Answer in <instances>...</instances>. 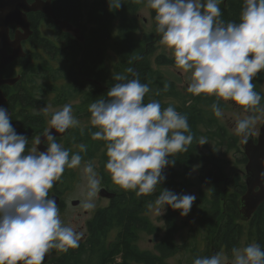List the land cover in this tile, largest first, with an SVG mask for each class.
Instances as JSON below:
<instances>
[{
  "label": "clouds",
  "instance_id": "9594fccd",
  "mask_svg": "<svg viewBox=\"0 0 264 264\" xmlns=\"http://www.w3.org/2000/svg\"><path fill=\"white\" fill-rule=\"evenodd\" d=\"M139 2V0H136ZM223 0H146L154 13L160 44L170 50L175 66L190 73L187 92L208 94L232 101L245 110L260 104L261 95L252 83L264 71V0H244L239 22L225 24L219 5ZM109 8L119 9L122 0H108ZM133 73L132 68H128ZM135 75V74H134ZM117 81L103 99L89 105L90 124L97 128L93 140L106 142V171L114 184L137 196L154 193L165 181L163 169L174 165L169 160L187 151L193 141L188 118L174 107H161L158 101L144 102L150 91L138 78L113 75ZM216 117L223 115L213 103ZM50 105L39 109L45 114ZM71 104L51 111L49 124L56 133L79 125ZM256 120L239 119L234 131L245 143ZM42 140H36L40 144ZM46 150L26 153L28 138L18 134L8 110L0 107V264H43L46 254L55 249L67 252L79 246L82 233L65 225L59 207L49 190L65 168L82 165L79 153L71 154L57 142L52 131L45 130ZM207 143L204 138L199 145ZM86 151L84 144L78 145ZM86 177L85 209L95 205L101 180L91 162L83 163ZM195 195L177 194L161 189L147 207L160 216L166 206L187 216ZM193 264H264V246L249 243L233 247L230 255L217 253L194 259Z\"/></svg>",
  "mask_w": 264,
  "mask_h": 264
},
{
  "label": "trees",
  "instance_id": "16d2710c",
  "mask_svg": "<svg viewBox=\"0 0 264 264\" xmlns=\"http://www.w3.org/2000/svg\"><path fill=\"white\" fill-rule=\"evenodd\" d=\"M52 1L56 14L61 19L69 21L81 19L83 14L81 0ZM134 2L136 1L122 0L123 4L119 9L114 7L109 8L108 0H93L90 3L89 10L87 9V15H89L91 22L95 23V26L98 27L92 30V38L83 55L84 60L81 62L77 60V55L82 50L81 47H73L74 44L71 45V39L68 38L66 33L61 32L57 28L52 18L47 17L42 12L30 13L29 18L36 30L32 41H34L36 47L42 48L46 52L41 63V68H38L37 72H43L46 77L51 79L53 75L49 72L51 71L52 65L47 56H51L52 59L56 60L61 56L71 65L68 70L69 76L72 77L68 89L72 91L70 93L71 96L86 92L88 96L85 101L87 103H93L95 100L100 99V97L106 96L107 93L103 92L104 89L95 80L110 81L113 85L117 83V81L108 77L104 68L106 51L111 46L122 58L116 66V72L122 75L126 72L124 76L128 79L138 78L141 83H146L150 91L146 94L144 102L148 103V100L152 98L151 92L153 90V84L155 83L151 79L153 74L151 73L149 57L154 52L152 50H155V47L139 45L138 48H135L131 43V33L136 29V23L134 19L127 17L126 12L136 10ZM243 3L244 0H228L227 4L221 8L222 15L219 19L225 24L228 22L238 23ZM119 12H121L122 16L120 22L122 30L119 33V38L115 40V43L110 44L109 27L113 24V19L118 16ZM43 28H54L59 42L44 33ZM72 48H74L76 53L74 56L70 53ZM24 61L27 67H30L28 60L26 59ZM170 62L171 60L164 54H161L157 59V63L159 64ZM128 68H132L133 73H129L127 71ZM256 77L259 80L260 74L257 73L254 78ZM104 83L106 82L104 81ZM89 87L90 89L86 90ZM174 87L175 83L172 80H166L164 83L162 81L158 85V88L163 93L167 92L177 95L176 92L172 91ZM63 100H65L63 97L59 99V101ZM178 109L182 115L187 116L190 127H195L202 121V116L196 105L195 107H188L186 111L182 107ZM190 131L194 138L192 143L187 146V151L168 157L169 160L175 161L174 165L169 166L171 169H174V166L177 164H182L187 168L189 167L192 160L190 156L191 151H196L199 140L202 138L199 132H195L193 128ZM90 136L86 138V142H88ZM104 145L106 146V142L102 143V145L91 146V148L87 146V155H89L88 150L91 155L93 152H97V154H101L102 160L106 164L108 159L106 156V147L104 151H101V146ZM189 149L191 150L190 152ZM244 160L246 161L247 158L245 157ZM200 161H202V166L200 167L199 174L203 181L221 182L226 179L221 166L210 153L200 157ZM163 175L166 176L165 168L163 169ZM102 178L117 193L108 206L97 210L95 215L88 221V236L86 240L79 242L77 248H70L67 252H63L59 258L55 259V264H106L111 256L118 252L120 246L124 244L128 248L125 250L124 260L120 264H132V262L168 264L165 262V258L175 254L179 249V245L175 243L177 226L173 214H170L167 219L166 234L156 245L158 254L155 255L147 250H140L135 244L138 238L137 230L154 231L146 216L148 211L147 205L154 199V195L137 196L135 191L119 190L117 188L119 186L114 184L112 178L106 173H102ZM230 185L234 189L226 200L222 199L219 193L214 194L213 198L217 205H220L219 202L224 200L223 206L225 210L221 212L220 208L216 207V211L211 217V222L220 221L212 236L211 243L218 248L226 246L229 251L239 243L243 230L245 229V225L239 222L241 219L238 200L247 190L246 182L240 175H236ZM252 220L253 227L250 231L251 236L255 238L258 244L264 246V202L256 210ZM115 230L117 231V236L116 238H111L110 235Z\"/></svg>",
  "mask_w": 264,
  "mask_h": 264
},
{
  "label": "rangeland",
  "instance_id": "374dc122",
  "mask_svg": "<svg viewBox=\"0 0 264 264\" xmlns=\"http://www.w3.org/2000/svg\"><path fill=\"white\" fill-rule=\"evenodd\" d=\"M92 1L93 0H82V9L86 11L88 2L91 3ZM137 3L138 7L135 11L126 13L127 16L136 17L138 19V30L135 36L138 44L145 46L144 39L146 37H149L151 38L150 40H152L156 36L155 22L152 15V9L147 6L146 0H139ZM222 5L223 2L219 7ZM82 24H89L85 15ZM43 31L44 33L51 35L49 29L43 28ZM51 36L53 37L54 35L52 34ZM161 54L167 56L171 62L166 64L157 63V59ZM149 60L151 73L153 74L151 79L155 83L153 84V90L151 92L152 98L148 100V102L158 101L161 104L162 109L172 106L178 112L179 107H182V109L186 111L188 107H195L196 105L202 116V121L195 127H189L190 129L193 128L195 132H199L200 136L204 138L207 143L198 145L195 152L189 149V152L191 151L190 156L192 160L188 168L182 164L175 165L174 169H171L169 166L165 167V181L158 184L154 193L151 194L154 195L155 199V196L159 195L161 189H168L177 194L195 195L196 200L194 201L189 214L182 217L178 210H173L166 206V211L160 216L154 210L148 209L146 216L148 217L154 231L150 232L142 229L137 230L138 238L135 244L140 250H147L155 255L158 254L156 251V245L166 234L167 219L170 214H173L177 226L175 243L179 245V249L175 254L165 258V262L168 264H193L194 259L211 256L215 251L212 247L211 239L220 221L211 222V217L215 213L216 207H219L221 212L225 210V207L223 206L224 200L227 199L234 189L230 185L232 179L236 175H240L244 178L243 174L247 173V161L244 160L246 154L241 147L242 136L237 135L234 128L237 120L246 118L249 116L247 112L252 111V117L256 120V123L251 131L256 138L259 136L260 128L264 123V71L259 72V80H257V77L252 80V83L255 85L254 91L258 92L262 97L260 104L255 108L245 110L232 101H225L204 93L199 96H194L188 93L187 86L190 83V73H184L175 66L170 50L166 49L163 45L156 47L154 52L150 55ZM116 61V53L114 51L112 53L110 52L108 60L106 61V69L109 75L113 73ZM53 64L56 65L55 62ZM166 80H172L175 83V87L172 91L176 92L177 95L160 91L158 85L160 82L163 81L164 83ZM37 81L42 82V79L38 78ZM58 82L61 84L62 80ZM86 90H88V88ZM52 96V94L48 96L50 101L48 105L51 106L50 112L59 110L65 104H71L72 109L75 111L77 108L74 106H84L88 109L89 105L92 103H87L85 101L88 93L87 95H84V93H77L73 96H71L70 93H66L63 95L65 100L62 102L59 101L58 105L52 103L54 99ZM105 97L106 96H103L100 99ZM213 103H218V106L221 108L223 113L221 117H216L214 115L211 108ZM78 116L74 115V117L80 122L79 125L75 127L76 131H78L79 126L82 125L85 127L89 126L91 132L98 130L91 126L90 115L85 116L87 119H79ZM104 142L105 141L103 140H93L90 136L88 142H84L83 144L86 147L89 146V148H91V146L102 145ZM79 144L81 143L76 142V144H74L73 154L79 151ZM105 147V145L101 146V151H104ZM88 152L89 157L86 160H82L81 167L72 169L65 168L59 180L54 182V185L56 183L57 187L63 191L64 198L67 201V203L59 209L60 218L65 225L82 233L80 242L86 240L88 236L87 224L89 219L92 218L99 208L109 204V199L101 197L98 192L93 198L92 202L95 206L92 209H85L82 206L86 199L87 192L86 177L82 172L83 163L91 162L93 164V168L96 171L98 178L101 180V187L103 184L101 173L110 175L105 169L106 164L103 162L101 154L93 152L91 155L89 150ZM208 153H210L221 166L226 178L225 180L221 182H205L200 178L199 170L202 166L200 157H203ZM117 188L119 190L121 189L120 187ZM215 193H219L222 199H224L219 202L221 206L217 205L213 198ZM74 199L80 200V203L78 205H73L72 201ZM239 222H242L245 225L244 227L246 231L242 235L237 247H243L249 243H256L254 237L249 234L251 221L240 220ZM116 236L117 231L115 230L111 233L110 237L116 238ZM127 248L128 247L125 244L120 246V250L114 253L106 264H120L123 262L124 252ZM62 254L63 252H59L55 249L51 250L46 254L43 264H55V259L59 258ZM132 264L144 263L132 262Z\"/></svg>",
  "mask_w": 264,
  "mask_h": 264
},
{
  "label": "flooded vegetation",
  "instance_id": "af4514ba",
  "mask_svg": "<svg viewBox=\"0 0 264 264\" xmlns=\"http://www.w3.org/2000/svg\"><path fill=\"white\" fill-rule=\"evenodd\" d=\"M227 1L228 0L223 1V5L220 7V9L224 5L227 4ZM134 4L137 9L138 3L134 2ZM89 6H90V2H88L87 4L88 10H89ZM87 9L86 11L82 9L83 14H82L81 19L79 20L69 21V20L62 19L71 24V29H64L60 25L55 24L57 28L60 29L61 32L66 33L68 38L71 39V45L74 44L73 47H81L82 50L80 54L77 55L78 56L77 60L80 62L84 60L83 55L89 45L90 39L92 38V30L98 27V26H95V23L91 22L89 15H87V11H88ZM130 11L133 12L135 10H130ZM84 15L86 16V19H88L89 24H86V25L82 24ZM152 15L154 18L155 13L153 10H152ZM127 17L135 20L136 29L131 33V43L132 45L135 46V48H138V46L141 45V44H138V41L135 36L138 30L137 29L138 19L136 17H131V16H127ZM121 19H122L121 12H119L118 16L115 17V19H113V24L109 27L110 44H114L115 40L119 38V33L122 30L120 26ZM18 29L19 27L17 25L10 26V34L12 38L15 37V33ZM32 29L33 30H32L31 35L22 42L24 56L18 57L17 59H15L13 62L8 64L7 66L0 69V107H4L5 109L8 110V113L11 116V124L16 130V132L18 134H23L25 137L28 138V144L26 146V153L28 151H31L32 149H35L37 152L46 150L47 145H46V142H43V134L45 130L47 129L49 131H52L53 135L56 136L57 142H59L64 148L69 150V153L71 156V154H73L74 152V144H76V142L82 143V144L86 142V138L91 135V128H89V126L85 127L84 125H82V126H79L78 131H76L75 127H73V128L67 129L64 133H56V132H53V129L51 128L49 124L51 112L45 114L39 111V109L48 105V103L50 102L48 98L49 95L51 94L53 95L52 98L54 99L52 103L55 105H58L59 99H61L64 94L66 93L69 94L72 92L68 90L69 89L68 84L71 82V79H72V77H70L68 73V70L70 69L71 65L68 62H66L61 56L57 60L52 59L51 56L50 57L47 56L50 61V64L52 65L51 71L49 72L53 75L52 78L50 79L49 77H46L43 74V72H40V73L37 72L38 68H41V63L43 61V57L46 55V52L42 50V48L35 46L34 41H32V38L36 31L33 24H32ZM49 30L51 31V35L53 34L54 36L52 37L49 34L48 36H50L52 39L54 38V40H58L57 38L58 35L55 32L54 28H50ZM155 30H156V22H155ZM59 35H60V32H59ZM150 39L151 38L149 37H146L144 39L145 44H146L145 46L150 45L152 48L155 47L156 49L157 46L161 45L160 35L157 32H156L155 38L152 40ZM113 51L116 53L117 61L114 65L113 73L109 75L106 69V61L108 60L110 52L112 53ZM12 52H13V48L7 47V53L11 54ZM70 53L73 56L76 54L74 51V48L70 50ZM39 57H42V58H39ZM105 58H106L105 64H104L105 73L108 75V77L112 79L113 75L118 74L116 72V68H117L116 66L121 61L122 58L119 56V54L114 49H112L111 46H110V49H107ZM26 59L28 60L30 67H27L26 62L24 61ZM1 60H2V55L0 54V62ZM54 62L56 63V65L53 64ZM124 75H126V72L124 73ZM38 78H41L42 82H38L37 81ZM60 80H62L61 84H59L58 82ZM95 81L104 89L103 92H108L110 87L113 86V84L110 81L109 82H107L106 80H100V81L95 80ZM104 81L106 83H104ZM59 87H61V89H59ZM88 89H90V87ZM85 94L86 92L84 93V95ZM74 107L77 108V110L75 111L73 109V115L75 116L79 115L78 116L79 119L86 118L85 116L90 115L88 114L89 113L88 109H86L84 106H74ZM247 114L251 116L253 115L252 111H248ZM251 133L253 132L251 131ZM254 137L256 138L255 135ZM38 139L42 140L40 144L36 143V140ZM76 153H79L82 156V160H86L89 157V155H87V147H86L85 152L78 151ZM246 161H248V159ZM108 176L111 177L110 175ZM102 183L103 184H102V187L100 188L99 195L101 197H105L109 199V204H110L111 200L113 199V197L115 196L117 192L114 191L111 187H109V185L103 178H102ZM104 188L107 189L108 190L107 192L111 193L112 196L101 195V190ZM120 190H123V189L121 188ZM49 196L50 197L59 196V200H60L59 201L60 203L58 205L59 209L62 208L67 203V201L64 198L63 191H61L57 187L56 183L53 186V188L49 190ZM74 201L75 199L72 201V204L74 203ZM152 201H154V199ZM252 219H253V216L249 220L241 219L242 221H251L250 226H249L250 228L249 234H251L250 231L253 227ZM245 231L246 229L243 230V234L245 233ZM242 235H241V238H242ZM255 242L257 243L256 240ZM238 244L236 245V247L238 246ZM212 247L213 249H215L212 255L217 254L218 252L224 255H230V251L227 250L226 246L218 248L214 246V244H212Z\"/></svg>",
  "mask_w": 264,
  "mask_h": 264
},
{
  "label": "water",
  "instance_id": "95a60500",
  "mask_svg": "<svg viewBox=\"0 0 264 264\" xmlns=\"http://www.w3.org/2000/svg\"><path fill=\"white\" fill-rule=\"evenodd\" d=\"M42 12L52 18L53 23L64 29H71V24L59 18L53 7L52 0H0V54L2 60L0 69L7 66L20 56H24L22 42L32 33V23L29 14ZM17 25L19 29L12 38L10 26ZM7 47H12L13 52L7 53ZM53 132L55 130L53 129ZM241 147L248 159L246 163L247 173L243 174L246 182V192L239 198L238 206L240 218L249 220L260 205L264 202V123L260 128L259 136H251L245 143L242 136ZM107 189L101 190V195L112 196ZM59 205V196H53ZM79 200L74 201L78 205Z\"/></svg>",
  "mask_w": 264,
  "mask_h": 264
}]
</instances>
